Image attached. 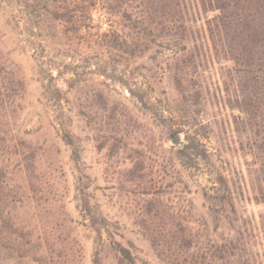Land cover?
Masks as SVG:
<instances>
[{"label":"rangeland","instance_id":"374dc122","mask_svg":"<svg viewBox=\"0 0 264 264\" xmlns=\"http://www.w3.org/2000/svg\"><path fill=\"white\" fill-rule=\"evenodd\" d=\"M102 3L85 25L143 30ZM24 5L0 0V264H264V153L224 64L64 37Z\"/></svg>","mask_w":264,"mask_h":264},{"label":"trees","instance_id":"16d2710c","mask_svg":"<svg viewBox=\"0 0 264 264\" xmlns=\"http://www.w3.org/2000/svg\"><path fill=\"white\" fill-rule=\"evenodd\" d=\"M21 1L31 18L35 14L43 16L45 12L58 25V34L64 37L85 34L89 37L93 32L90 36L106 40L111 32L112 47L118 46L126 52L139 50L142 54L157 43L164 44L166 48H175L172 59L185 71L200 66L201 58L224 64L233 74L232 98L248 113L255 150L258 154L264 153V0H102L110 12L116 9L115 14L120 18L134 21L133 30L143 28L141 32L138 30L134 35L126 36L116 30L107 28L101 32L85 25L84 19H90V10L101 0ZM48 5L53 7L51 11L47 9ZM105 16L101 17L102 21ZM31 18L26 20L32 22ZM152 35V41L147 39ZM119 39L121 43H118ZM193 96L196 106L199 94ZM65 134L66 143L70 144L68 132ZM171 139L176 146L181 143L179 131L172 132ZM185 140L186 143L176 151L197 158L200 142H191L188 137ZM90 220L95 233L101 235L105 220L93 216ZM200 258L199 262L194 258L193 264H204L206 258ZM216 264L241 263L224 255Z\"/></svg>","mask_w":264,"mask_h":264},{"label":"water","instance_id":"95a60500","mask_svg":"<svg viewBox=\"0 0 264 264\" xmlns=\"http://www.w3.org/2000/svg\"><path fill=\"white\" fill-rule=\"evenodd\" d=\"M181 145H182V143H178V144H177V147H180Z\"/></svg>","mask_w":264,"mask_h":264}]
</instances>
